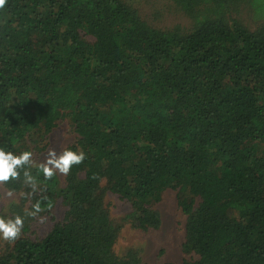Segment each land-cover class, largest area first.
Listing matches in <instances>:
<instances>
[{
  "label": "trees",
  "instance_id": "trees-1",
  "mask_svg": "<svg viewBox=\"0 0 264 264\" xmlns=\"http://www.w3.org/2000/svg\"><path fill=\"white\" fill-rule=\"evenodd\" d=\"M175 1L189 32L152 28L121 0L0 9V148L31 152L65 116L68 149L86 154L63 188L43 176L34 192L41 206L61 199L62 222L15 240L0 264H132L112 252L102 182L143 230L158 227L162 193L180 189L185 248L199 257L183 264H264V25L231 16L241 0ZM24 183L21 170L3 186Z\"/></svg>",
  "mask_w": 264,
  "mask_h": 264
},
{
  "label": "rangeland",
  "instance_id": "rangeland-1",
  "mask_svg": "<svg viewBox=\"0 0 264 264\" xmlns=\"http://www.w3.org/2000/svg\"><path fill=\"white\" fill-rule=\"evenodd\" d=\"M121 1L137 10L140 18L152 28L168 31L179 27L182 32H189L192 28V21L175 0ZM254 2L264 10V0ZM236 8L231 16L237 18L250 31L264 25V12L258 11L252 0H241ZM84 40L90 43L93 38L85 37ZM55 124L46 137L35 144L25 145V148L32 152L33 165L28 170L35 178V190L31 185L24 183L21 190L12 192L0 183V216L24 217V226L19 238L40 241L54 225L62 222L67 210L61 199L55 198L48 206H41L42 211L36 217L24 216L25 211H31L36 204L34 192L43 181V173L38 166L45 161L48 151L54 149L59 154L77 142V134L69 118L64 116ZM52 179L56 188L54 191L64 187L65 175L57 172ZM179 192L180 189L169 188L162 193L160 200L151 206V210L158 216V227L143 230L133 226L131 203L110 192L106 183L102 182L99 194L115 232L112 247L114 256L132 264H183L199 261L196 254L185 248L186 216L177 203L176 196ZM40 217L46 218L45 223L39 222ZM13 243L0 238V253L7 252Z\"/></svg>",
  "mask_w": 264,
  "mask_h": 264
},
{
  "label": "clouds",
  "instance_id": "clouds-1",
  "mask_svg": "<svg viewBox=\"0 0 264 264\" xmlns=\"http://www.w3.org/2000/svg\"><path fill=\"white\" fill-rule=\"evenodd\" d=\"M7 0H0V9L4 8ZM86 159L83 151H73L64 149L59 154L54 149L48 151L45 161L39 164L38 168L43 173L45 179H51L57 172L67 176L74 165H79ZM33 165L32 152L23 151L19 155L6 152L0 148V183L8 182L10 179H18L20 171L23 170L25 183L35 190V178L30 174L28 168ZM42 211L39 202L33 205L32 210L25 211L24 216L36 217ZM46 218L40 217L39 222L45 223ZM24 226V217L16 215L5 218L0 216V238L7 242H14L21 235Z\"/></svg>",
  "mask_w": 264,
  "mask_h": 264
}]
</instances>
